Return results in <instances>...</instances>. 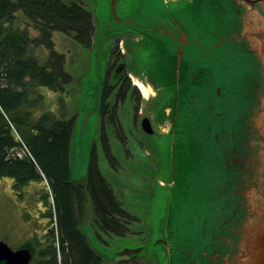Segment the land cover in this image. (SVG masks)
I'll return each instance as SVG.
<instances>
[{"label": "water", "instance_id": "water-1", "mask_svg": "<svg viewBox=\"0 0 264 264\" xmlns=\"http://www.w3.org/2000/svg\"><path fill=\"white\" fill-rule=\"evenodd\" d=\"M136 6L138 21L117 16L121 27L95 39L94 111L102 106L105 38L133 31L139 81L164 94L155 114L157 125L169 128L161 140L170 146L167 216L177 221L191 205L197 214L189 221H202L193 239L175 237V247L160 241L170 264H264V0H137ZM142 125L154 134L148 118ZM32 259L29 247L13 250L0 240V264Z\"/></svg>", "mask_w": 264, "mask_h": 264}, {"label": "rangeland", "instance_id": "rangeland-1", "mask_svg": "<svg viewBox=\"0 0 264 264\" xmlns=\"http://www.w3.org/2000/svg\"><path fill=\"white\" fill-rule=\"evenodd\" d=\"M77 1L92 12L94 42L98 35L108 32L103 33L105 30L121 27L116 22L117 16H129L138 21L142 14L135 13L138 9L137 0H117L116 16L112 10V0ZM148 7L152 9L150 4ZM30 32L33 36L39 35L32 27ZM54 39L55 49L65 54L64 64L72 76V82L68 84L65 93L40 88L44 98L42 105L39 103L37 106L36 115L52 110L62 119L76 118L70 157L73 181H84L94 147L102 175L111 183L119 203L134 216H127V219L114 217L117 224L120 221L124 225L123 231L122 228H107L110 234H106L93 219L95 214L89 198L81 206L84 216L81 230L86 233L91 247L102 258L101 264H170L168 251L160 241L170 240L175 247V237L193 239L198 236L202 221L197 216H192L189 221V216L195 213L191 205L185 207L184 217L177 221L167 216L169 199L173 197L167 168L170 146L167 141L156 140V136L147 142L143 140L140 121L143 116L152 117L149 108L159 95L154 96L139 83L142 78H139L138 71L133 67L131 46L127 44L131 39L121 35L105 38V47L110 46L111 51L108 56L111 75L107 81L105 108L99 113L94 111L97 99L94 87L98 80L94 42L92 48H88L78 43L73 35L59 32L54 33ZM35 52L42 61L49 56V50L45 47L38 48ZM108 57L106 53L99 65L103 74ZM122 62L127 64L124 74L117 75L113 68ZM127 77L129 80L126 82ZM120 89L126 98L118 96ZM133 89L137 90L136 94L132 92ZM160 104L162 99L159 103L155 101L152 111ZM154 127L163 134L169 129L157 123ZM106 147L111 149L114 156V168L107 159ZM149 164L152 168H157L155 173L150 172ZM142 168L145 169L143 173L140 172ZM43 189L39 183L30 182L22 191H17L10 178H0V240L7 242L13 250L33 242L35 238L44 240L51 229L52 219L47 217L49 208L46 210L42 198ZM139 247L142 251L135 255L136 258L116 256L126 248Z\"/></svg>", "mask_w": 264, "mask_h": 264}, {"label": "trees", "instance_id": "trees-1", "mask_svg": "<svg viewBox=\"0 0 264 264\" xmlns=\"http://www.w3.org/2000/svg\"><path fill=\"white\" fill-rule=\"evenodd\" d=\"M30 27L39 35L33 36ZM94 29L92 12L77 0H0V178H10L17 191L30 182L42 185L47 217L52 219L44 240L35 238L22 246L33 251L32 264H101L102 258L81 230V206L89 198L93 219L106 234H110L107 228L123 231L124 225L114 217H134L99 170L94 147L84 181H72L76 118L65 120L52 110L36 115L44 98L40 88L65 93L72 82L65 54L55 49L54 33L73 35L82 46L92 48ZM41 47L49 50L43 61L35 52ZM109 70L108 62L102 111Z\"/></svg>", "mask_w": 264, "mask_h": 264}, {"label": "flooded vegetation", "instance_id": "flooded-vegetation-1", "mask_svg": "<svg viewBox=\"0 0 264 264\" xmlns=\"http://www.w3.org/2000/svg\"><path fill=\"white\" fill-rule=\"evenodd\" d=\"M118 35H121V36H128V40L129 39H131V40H133L132 38H134L135 37V33L133 32V31H130V30H127V32H117L116 34H109L108 36H107V38L109 39V38H116ZM132 37V38H131ZM128 45L130 44L131 45V43H127ZM131 50V49H130ZM107 51H108V53H109V55H110V53H111V51H110V46L107 48ZM132 54H133V52H132ZM109 57H108V59H107V61H109ZM116 59V58H115ZM133 62H132V64H133V67H134V69H136V62H135V60H134V56H133ZM120 64V63H119ZM118 64V66L117 67H115L114 66V71L113 72H115V73H117V75L118 74H124V70H125V67L127 66V64L125 63V62H122L120 65ZM122 68V69H121ZM128 79H126V82L129 80V77H127ZM137 81H138V78H137ZM139 82V81H138ZM139 83H141V82H139ZM135 85H137L140 89H141V87L139 86V84L138 83H136ZM131 88H134V87H132L131 86ZM130 91V90H129ZM133 93H135V92H137V90H135V89H133V91H132ZM118 94V96L120 95V97L121 98H123L124 96H123V94L121 93V92H118L117 93ZM136 94V93H135ZM152 94L154 95V96H158L155 100H153L152 102V104L154 105V103H155V101L157 102V103H159L160 102V100L161 99H163V97H164V94L162 93V92H152ZM128 95V94H127ZM127 96H125L124 98H126ZM152 105V106H153ZM152 106L149 108V111H150V114H151V116L152 117H148V116H143L142 117V120L140 121V125H141V132H142V134H144V142H147L149 139H151V138H153L154 136H156V140H159V141H161L162 140V138L165 136V135H163L161 132H159V129H157V131L155 130V127H154V125H155V123H157L156 122V119L158 118L157 116H156V114H155V112H156V109L158 108H156V109H153V111H152ZM144 118H148L149 119V121H150V125H152V128H153V130H154V134L153 135H149L144 129H143V125H142V121H143V119ZM154 124V125H153ZM106 148H108L109 149V151L111 150L109 147H106ZM108 155V154H107ZM96 156H97V160H98V155H97V152H96ZM70 157H71V155H70ZM107 159L110 161V164L112 165V167L114 168V166H115V164H114V156H113V154H112V151H110V155L109 156H107ZM98 162H99V160H98ZM137 169V168H136ZM139 169V168H138ZM148 169H150V172H153V173H155V171H157V168H152V166H150V164L148 165ZM100 170V169H99ZM141 171L140 172H142L143 173V171H145V169H140ZM102 172V171H101ZM72 173V172H71ZM87 203V202H86ZM85 208V207H84ZM85 210V209H84ZM50 230V229H49Z\"/></svg>", "mask_w": 264, "mask_h": 264}]
</instances>
